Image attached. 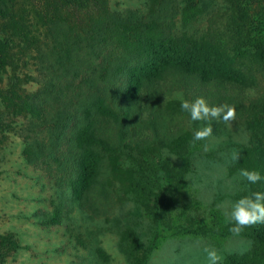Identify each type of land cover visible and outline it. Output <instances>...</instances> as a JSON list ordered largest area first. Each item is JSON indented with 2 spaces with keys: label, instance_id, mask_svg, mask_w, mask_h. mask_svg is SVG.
<instances>
[{
  "label": "trees",
  "instance_id": "1",
  "mask_svg": "<svg viewBox=\"0 0 264 264\" xmlns=\"http://www.w3.org/2000/svg\"><path fill=\"white\" fill-rule=\"evenodd\" d=\"M223 1L197 41L178 37V21L198 18L205 0L103 13L93 12L99 0H0V133H19L28 163L51 161L83 210L108 216L114 158L188 149L195 125L172 103L203 97L235 106L252 170L264 176V0ZM248 237L252 252L228 264H264V233Z\"/></svg>",
  "mask_w": 264,
  "mask_h": 264
},
{
  "label": "rangeland",
  "instance_id": "2",
  "mask_svg": "<svg viewBox=\"0 0 264 264\" xmlns=\"http://www.w3.org/2000/svg\"><path fill=\"white\" fill-rule=\"evenodd\" d=\"M99 1L95 13L147 2ZM219 6L225 2L205 0L198 18L179 19L178 37L205 40L208 16ZM218 36L222 54L234 57L227 36ZM180 104L176 99L172 106L179 110ZM190 123L195 130L187 151L177 145L147 158L126 153L114 158L117 207L108 216L83 210L72 182L51 161L28 163L19 133H0V243L6 244L0 264H208L205 248L218 252L220 264L247 258L255 247L248 235L263 234L264 224L234 235L228 217L236 201L264 192L262 181L249 184L239 175L241 168L256 167L247 156V129L213 120L212 136L193 142L194 132L209 122ZM233 150L241 154L237 162Z\"/></svg>",
  "mask_w": 264,
  "mask_h": 264
},
{
  "label": "clouds",
  "instance_id": "3",
  "mask_svg": "<svg viewBox=\"0 0 264 264\" xmlns=\"http://www.w3.org/2000/svg\"><path fill=\"white\" fill-rule=\"evenodd\" d=\"M251 91V90H249ZM181 110L187 112L192 121H208L207 126L202 127L193 134V142L207 140L213 134L211 121L222 120L230 124L236 119V108L232 105L209 106L203 97H198L194 101L181 100ZM241 154L235 150L232 153V160L238 161ZM240 177L247 180L249 184H257L264 180V176L259 171L240 169ZM229 222L234 226L229 229L234 235H239L243 229L264 224V192H253L236 201L228 213ZM208 264H220L222 257L214 248H205Z\"/></svg>",
  "mask_w": 264,
  "mask_h": 264
}]
</instances>
